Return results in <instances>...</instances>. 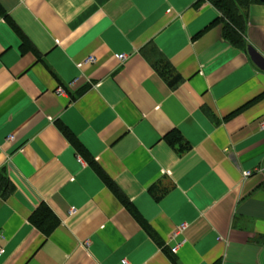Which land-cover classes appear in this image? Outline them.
Listing matches in <instances>:
<instances>
[{
  "label": "crops",
  "instance_id": "obj_1",
  "mask_svg": "<svg viewBox=\"0 0 264 264\" xmlns=\"http://www.w3.org/2000/svg\"><path fill=\"white\" fill-rule=\"evenodd\" d=\"M243 12L237 44L208 0H0V264H264V1Z\"/></svg>",
  "mask_w": 264,
  "mask_h": 264
},
{
  "label": "trees",
  "instance_id": "obj_2",
  "mask_svg": "<svg viewBox=\"0 0 264 264\" xmlns=\"http://www.w3.org/2000/svg\"><path fill=\"white\" fill-rule=\"evenodd\" d=\"M211 2L220 12L219 21L222 23V33L225 38L235 41L237 44L241 42L240 33L242 30V23L244 19L243 9L246 8L250 3L259 0H208ZM168 65V63H166ZM166 64H163L159 68L160 74L167 80L169 86L173 87L179 80L180 75L175 73H169L166 68ZM169 66V65H168ZM61 130L64 134L69 135L68 131L62 127ZM176 140H180L178 137H175ZM170 141V139L168 140ZM77 144V143H76ZM78 151H81L79 144L76 145ZM96 168L97 173L102 177L106 185L110 188L112 192L120 199V201L132 212V214L139 220L138 216L125 198V196L118 190V188L112 183L111 179L101 170L100 167L96 165L93 161L90 162ZM12 190V185L9 184L7 178L5 177L3 171H0V194L2 196L7 195ZM32 223L41 229L44 234H49L53 228L57 225L58 221L55 216L51 213L50 209L46 205H41L36 209L31 215ZM150 231V232H149ZM148 232L152 234L151 230ZM153 235V234H152Z\"/></svg>",
  "mask_w": 264,
  "mask_h": 264
},
{
  "label": "built area",
  "instance_id": "obj_3",
  "mask_svg": "<svg viewBox=\"0 0 264 264\" xmlns=\"http://www.w3.org/2000/svg\"><path fill=\"white\" fill-rule=\"evenodd\" d=\"M114 56H115V58H117V59L120 60V61H122V60H124V59L126 58V54H123V53H121V54H120V53H117V54H115ZM94 60H95L94 57L90 56L89 58H87V59L85 60V62H93ZM58 92H59V93H62L63 90H62L61 88H58ZM79 159H80V158H79ZM74 210H75V208H74V207H71L70 211L73 212ZM180 228H184V226H181ZM178 246H179V244H175V245H173L172 248H170V251H171V252H176ZM2 252H3V249L0 248V254H1ZM122 263L127 264L126 260H122Z\"/></svg>",
  "mask_w": 264,
  "mask_h": 264
},
{
  "label": "water",
  "instance_id": "obj_4",
  "mask_svg": "<svg viewBox=\"0 0 264 264\" xmlns=\"http://www.w3.org/2000/svg\"><path fill=\"white\" fill-rule=\"evenodd\" d=\"M262 1H264V0H262Z\"/></svg>",
  "mask_w": 264,
  "mask_h": 264
}]
</instances>
